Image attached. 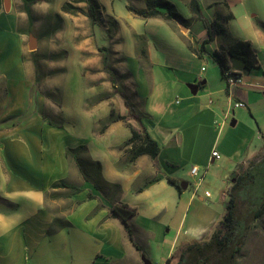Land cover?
I'll return each mask as SVG.
<instances>
[{"label": "crops", "instance_id": "obj_1", "mask_svg": "<svg viewBox=\"0 0 264 264\" xmlns=\"http://www.w3.org/2000/svg\"><path fill=\"white\" fill-rule=\"evenodd\" d=\"M64 1L0 0V264H143L141 256L150 264L154 258L175 264V239L184 236L182 247L208 240L227 200L228 189L198 193L201 181L188 188L192 166L198 168L194 176L199 170H232L231 182L237 171L248 170L252 179L240 196L250 200L255 183L264 184V146L250 151L247 137L225 128L230 114V126L242 121L249 127V114L264 132L255 117L257 103L264 112V20L251 11V0H198L202 19L191 12L190 0H171L183 21L129 10L145 8V0H109L108 7L94 0L95 21L85 2L80 22L61 27L56 16L63 18ZM204 19H217L224 33L199 52L207 38ZM95 24L107 31V45L93 37ZM237 40L250 42L257 62L243 77L232 65L241 81L228 87L214 51ZM65 43L80 79L71 93L79 112L72 120L89 125L97 149L80 136L64 138ZM191 83L199 84L195 94ZM234 100L244 106L233 107ZM111 110L157 142L155 157L129 159V128L113 120ZM80 144L85 157L99 164L100 187L83 177L67 153ZM212 150L227 161L211 165ZM59 180L79 190L53 186ZM181 180L188 182L185 189L177 186ZM121 204L136 210L128 218L132 238L111 212Z\"/></svg>", "mask_w": 264, "mask_h": 264}, {"label": "trees", "instance_id": "obj_2", "mask_svg": "<svg viewBox=\"0 0 264 264\" xmlns=\"http://www.w3.org/2000/svg\"><path fill=\"white\" fill-rule=\"evenodd\" d=\"M88 7V15L93 21L97 19L96 16V4L94 0H86ZM145 8H137L134 6H128L129 10L133 13L142 16H161L166 20L179 19L183 21L182 15L176 10L174 4L169 0H145ZM189 7L191 12L196 18L202 19V8L198 0H190ZM163 10V11H162ZM205 27L207 31V38L201 43L199 47V52L203 50V43L213 39L214 35H220L224 33V28L222 24L217 20H205ZM139 54L144 55V48H139ZM214 55L220 65L221 72L228 66L237 67L243 71L251 70L257 62L255 54L250 46L249 41L237 40L233 44L227 46H219L214 51ZM230 62L232 63L230 65ZM111 118L113 120H124L129 128L130 136L124 142L125 145H130L129 159L132 161L137 156L141 154H147L151 157H155L159 151V145L155 140H153L145 131H139L133 125L126 121L125 116L115 115L114 110H111ZM264 143V132L261 134ZM83 148L85 150V145L80 144L76 148H68L67 153L73 150ZM77 163L81 166L79 158H76ZM97 170H94L93 177H86L85 171L83 177L85 179H92L97 187L99 186V164L97 161H91ZM252 175L249 174L248 170L237 171L233 182L228 188L227 200L225 205V211L217 224L215 230L213 231L211 237L208 240H195L189 244H186L180 249L178 254V261L175 264H235V258L240 252L243 245L246 232L253 227L249 220L242 218L238 215L236 208L238 200L241 197L239 192L246 188L249 180L252 179ZM173 183H177L173 179L169 178ZM256 194L260 192V196L253 197L250 200L251 204V220L254 221L258 217L264 214V184L255 183ZM53 186H64L69 187L73 191H78L79 187L73 184H69L63 180H59L53 183ZM249 190V188H247ZM246 189V190H247ZM89 197L93 195L88 194ZM113 215L119 216L124 222L128 235L132 238L131 229L128 225V218L133 215L136 210L135 208H130L127 205H114L111 209ZM170 259L166 261V264H170Z\"/></svg>", "mask_w": 264, "mask_h": 264}, {"label": "rangeland", "instance_id": "obj_3", "mask_svg": "<svg viewBox=\"0 0 264 264\" xmlns=\"http://www.w3.org/2000/svg\"><path fill=\"white\" fill-rule=\"evenodd\" d=\"M74 1V4L72 3ZM171 1V0H169ZM261 1L263 0H251V2L254 5L255 9H252L251 11L253 13H257L258 18L264 20V5L261 4ZM78 2V3H77ZM86 0H65L63 3V18H60L56 16L57 23L60 24V26L65 27V25L71 24L72 21H79L81 19H78L82 17V14L84 13V3ZM103 5L108 7L109 0H101ZM257 2V4L255 3ZM77 3V4H75ZM87 3V2H86ZM174 3V2H173ZM96 4V3H95ZM99 5L96 4V10L98 11ZM179 9H181L179 7ZM211 11V10H207ZM100 23H102V19L100 20ZM60 27V28H61ZM66 31V30H64ZM63 31V32H64ZM64 36V35H63ZM93 37L96 39L97 43L99 45H107L108 40V33L105 29H103L100 25L95 24L93 26ZM62 50L67 51V56L65 57L64 62V68H63V75H62V81L64 83V107H65V115L67 116L64 120L63 124V131H64V138L65 140H73L75 138H78L79 136L86 140V143L89 145V147L92 149L95 147L96 149L100 146V143H96L94 137L89 136V125L83 126L82 118L79 119V121L75 122L72 120L74 114H78L76 107L77 104H73L72 102V92L73 87H77L79 84L80 79L76 76V73L78 72L77 68L78 65L74 59V55L72 53V47L69 43H65L61 46ZM251 70L242 72L241 76H247ZM257 93H260L257 91ZM262 105L257 103L255 106V113L258 119H259V128L261 130H264V112H260L259 108ZM75 109V110H74ZM247 114V113H246ZM248 118L245 119L246 125H243L242 121L239 122L235 126H230L229 122L232 118H234V115L230 114L228 118L226 119V125L225 128H229L230 135H240L241 137L245 136L248 138L247 145H249L250 151H261L263 149L264 143L263 139L260 135V131L258 130L257 124L254 122V119L247 114ZM84 121V120H83ZM253 124L251 126L250 122ZM79 124V125H78ZM247 150L245 153H243L242 157H246ZM73 158H79L81 162V168L85 171L86 177H93L94 170H97L96 166L89 161V159L86 156L85 150L83 148H79L77 150L70 151L69 153ZM245 159V158H244ZM243 159V160H244ZM221 161H227L226 157L223 155L221 156V159H216L211 165L217 164ZM232 170H199L197 176L192 175V177L187 178L189 182V187L191 190L194 188L195 183L198 181L200 182L199 189L197 190L198 193H202L205 189L209 190L212 194L219 195L222 191H226L230 184L232 183L230 181V173ZM194 176V177H193ZM203 176L201 179L200 177ZM241 190L240 192H242ZM239 192V193H240ZM241 195V193L239 194ZM253 197H257L258 194H256L254 191H252L251 194ZM243 197V196H242ZM240 197L238 200L236 211L238 215H240L242 218H246V220H249L253 225L245 234L243 245L240 249V252L235 258V264H264V214L260 217H258L256 220H251V204L249 198H242ZM174 235V230H171L170 232L165 233V245L170 242ZM182 237L176 238V247L181 249V240ZM162 243L159 247L160 250H162V246L164 245ZM155 247H158L155 245ZM154 245H151V248H155ZM164 248V247H163ZM157 249V248H155ZM178 251L175 257L173 258L172 263H176L178 261ZM159 259L154 258L152 259V264H157ZM201 264V263H199ZM208 264H210L208 262Z\"/></svg>", "mask_w": 264, "mask_h": 264}, {"label": "built area", "instance_id": "obj_4", "mask_svg": "<svg viewBox=\"0 0 264 264\" xmlns=\"http://www.w3.org/2000/svg\"><path fill=\"white\" fill-rule=\"evenodd\" d=\"M223 76H224L226 85L228 87H231L241 81L240 75L237 72H235L234 69H232L230 66H228L227 68L223 70ZM242 106H244V103L242 101H239V100L233 101V107H242ZM211 155L213 156V158H216V159L220 157L219 152H217L216 150H212ZM197 169H198L197 166H192L191 173L195 175L197 173Z\"/></svg>", "mask_w": 264, "mask_h": 264}, {"label": "water", "instance_id": "obj_5", "mask_svg": "<svg viewBox=\"0 0 264 264\" xmlns=\"http://www.w3.org/2000/svg\"><path fill=\"white\" fill-rule=\"evenodd\" d=\"M178 24H179L180 26H183V24L181 23V21H178ZM198 85H199L198 83H191V84H188L187 86L189 87L190 91H191L192 93L195 94L196 91H197ZM233 123H234V122H231V125H233ZM187 184H188L187 181H185V180H181V181L177 184V186H178V188H180V189H185V188L187 187ZM141 259H142V261H143V264H150L149 260H148L147 258H145L144 256H141Z\"/></svg>", "mask_w": 264, "mask_h": 264}]
</instances>
